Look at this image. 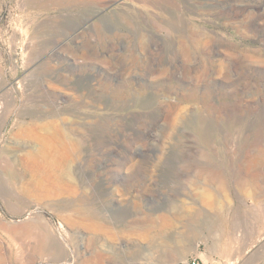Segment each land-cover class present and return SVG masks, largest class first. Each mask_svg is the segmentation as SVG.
<instances>
[{
	"label": "rangeland",
	"instance_id": "374dc122",
	"mask_svg": "<svg viewBox=\"0 0 264 264\" xmlns=\"http://www.w3.org/2000/svg\"><path fill=\"white\" fill-rule=\"evenodd\" d=\"M192 255L264 264V0H0V264Z\"/></svg>",
	"mask_w": 264,
	"mask_h": 264
},
{
	"label": "built area",
	"instance_id": "2783aa9c",
	"mask_svg": "<svg viewBox=\"0 0 264 264\" xmlns=\"http://www.w3.org/2000/svg\"><path fill=\"white\" fill-rule=\"evenodd\" d=\"M186 264H201V261L198 255H192L188 258Z\"/></svg>",
	"mask_w": 264,
	"mask_h": 264
},
{
	"label": "bare ground",
	"instance_id": "6f19581e",
	"mask_svg": "<svg viewBox=\"0 0 264 264\" xmlns=\"http://www.w3.org/2000/svg\"><path fill=\"white\" fill-rule=\"evenodd\" d=\"M212 171V170H211ZM213 173V172H212ZM194 220V219H193ZM195 234V233H194ZM188 246V245H187ZM191 247V246H190Z\"/></svg>",
	"mask_w": 264,
	"mask_h": 264
}]
</instances>
